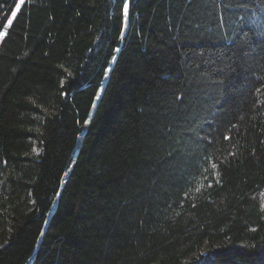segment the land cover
Here are the masks:
<instances>
[{
	"label": "trees",
	"instance_id": "16d2710c",
	"mask_svg": "<svg viewBox=\"0 0 264 264\" xmlns=\"http://www.w3.org/2000/svg\"><path fill=\"white\" fill-rule=\"evenodd\" d=\"M127 2L0 39V264H264V0Z\"/></svg>",
	"mask_w": 264,
	"mask_h": 264
},
{
	"label": "snow or ice",
	"instance_id": "6c2138e0",
	"mask_svg": "<svg viewBox=\"0 0 264 264\" xmlns=\"http://www.w3.org/2000/svg\"><path fill=\"white\" fill-rule=\"evenodd\" d=\"M27 3V0H19L18 3H15V8L14 10L11 11V15L7 16L5 18V20L0 23V39H4V37L7 35L8 30L13 26L14 23V19L18 12L17 10L21 9L23 5H25ZM117 3L122 5V13L124 16H127L129 13V3L127 2V0H117ZM116 51H120V49H116ZM108 71L107 69H105V76L108 75ZM97 98H99V92L97 93ZM227 139V137H225ZM213 168L216 167L215 164L212 165Z\"/></svg>",
	"mask_w": 264,
	"mask_h": 264
},
{
	"label": "rangeland",
	"instance_id": "374dc122",
	"mask_svg": "<svg viewBox=\"0 0 264 264\" xmlns=\"http://www.w3.org/2000/svg\"><path fill=\"white\" fill-rule=\"evenodd\" d=\"M262 205L264 206V194L261 196Z\"/></svg>",
	"mask_w": 264,
	"mask_h": 264
}]
</instances>
